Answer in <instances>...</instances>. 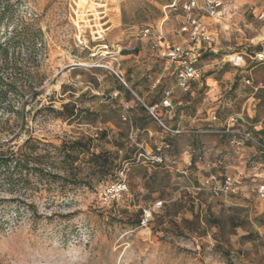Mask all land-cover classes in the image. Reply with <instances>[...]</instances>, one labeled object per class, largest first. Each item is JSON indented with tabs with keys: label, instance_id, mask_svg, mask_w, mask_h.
<instances>
[{
	"label": "rangeland",
	"instance_id": "374dc122",
	"mask_svg": "<svg viewBox=\"0 0 264 264\" xmlns=\"http://www.w3.org/2000/svg\"><path fill=\"white\" fill-rule=\"evenodd\" d=\"M172 1L0 0V264H264V202L245 188L237 196L215 198L205 184L211 174L219 179L250 174V163L263 156L256 145L209 136L199 139L198 151L181 138L174 153L162 149L158 124L137 128L144 117L137 103L161 102L167 90L173 110L185 100L173 69L164 71V61L153 58L140 40L141 31L151 27L168 46L179 43L176 16L165 9ZM230 1L240 10L212 27L216 56L198 63L203 74L213 72L219 92H201V83L193 84L195 109L180 120L189 128H218L239 114L244 122L235 132L254 134L264 129V90L253 92L243 79L252 86L264 83V64L246 60L236 72L228 58L237 63L232 55L246 52L247 40L262 29L246 11L262 0ZM112 71L139 96L131 92L128 101ZM159 102L155 113L172 122L173 110ZM65 104L77 106L79 117H55L53 111ZM212 114L217 122L208 123ZM123 131L136 147L135 162H120L124 152H119L113 178L92 189L50 178L63 176L56 151L61 143L92 138L93 152H115L108 142ZM101 132L107 139H96ZM27 140L43 156L37 175L31 166L2 163ZM160 152L162 168L155 170L150 158ZM193 156L197 160L189 165ZM254 173L264 179L261 167ZM119 181L125 190L116 195L112 187ZM138 211L145 225L135 226ZM193 216L194 224L181 223Z\"/></svg>",
	"mask_w": 264,
	"mask_h": 264
},
{
	"label": "trees",
	"instance_id": "16d2710c",
	"mask_svg": "<svg viewBox=\"0 0 264 264\" xmlns=\"http://www.w3.org/2000/svg\"><path fill=\"white\" fill-rule=\"evenodd\" d=\"M257 48L256 50H258ZM216 54H214L210 50H202L199 52V56L197 58V61L195 63V67H198V63L201 61L205 60H210L211 58H214ZM164 61V60H161ZM251 65V63H249ZM252 65H257V64H252ZM246 66L242 68H237L233 67L236 72H241L242 69H244ZM164 69V67H163ZM166 71V70H164ZM119 78L126 84L128 87L126 81L118 74ZM172 76L175 79V86H176V76H177V71H172ZM213 76V72H208L206 74H203L201 71V82L203 79L206 77ZM117 82V87L119 90H121L125 97L128 99V101L132 100L131 99V92L138 94L136 87H130L129 89H126V87L121 83V81L118 78H115ZM247 79H243V82L245 83ZM193 84V83H192ZM191 84V87H192ZM234 89V86H230V90ZM204 90H207L206 86L204 83L202 84L201 87V92ZM264 90V89H262ZM169 90L165 91L163 94L164 95L166 92ZM185 93V100L181 101L180 104L173 110V107L171 109L168 108H163L165 110H173V115L174 119L172 122H165L163 121L158 114L155 113V108L158 104V100L161 99L159 97L157 99L158 102H154L153 104L150 105H145L144 103H137L136 106L138 107V110L141 113V116H144L141 118L142 122L138 124V127L140 129L145 130L146 126L148 125L149 122L155 123L156 125L159 122L162 123V125L167 128L169 131L164 130L160 125L158 126L160 131L164 135V139L162 141V149H172L174 153H178V146H177V140L181 138H188L190 140V143H188L187 147L189 148H198V151H200V138H206L209 136L213 137H218L220 138L221 142H224L225 139L227 138H238L241 139L244 143L248 144H255L259 153L263 156H259V160L254 161L250 164H253L251 168H255L257 166L261 167L264 169V129L261 130H256L254 134L251 133L250 131L246 132L247 134L250 135V137L253 139V141L246 140L244 139L240 134H237L234 129V127H240V123L231 127L229 129V132H225L227 125L225 122V125L222 127H214L211 125H204L201 126V128L197 127H187L183 126L182 122L180 120V117L182 115H186L185 111H190L191 114H193L194 111V104L196 103L193 99H190V94ZM172 95V93H171ZM139 96V94H138ZM189 97V98H188ZM163 100V99H162ZM161 100V101H162ZM161 105V102H159ZM152 108L155 117L157 118L154 119L149 113L148 109ZM191 109V110H190ZM55 117L58 119H64V120H70V119H76L79 117L78 114V107L77 106H68L67 104L63 105L61 107V110H54L53 111ZM83 115L87 117L94 118L96 117L94 114L82 111ZM236 116L235 114H231L229 117H227L226 121L231 119V117ZM212 117H214V120H212ZM212 117L210 118V121L208 123H215L217 122L216 114H212ZM258 123L255 121L253 122V126H256ZM126 130H128L126 128ZM97 140H105L107 139V134L105 132H101L96 136ZM93 139L88 138V139H78L74 140L71 142H63L61 145L56 149V151L62 156V161L65 165L64 171H63V176H54L51 175V179H59L62 182H64L66 185H73V186H78V187H86L88 189H92L96 185H98L101 182L106 181L109 178H113L115 176V173L119 168V164H116V161L119 159V152H124V156L120 159V162H125V163H132L134 164L135 160L133 157V153L136 150L135 145H132L130 141L128 140L127 137V132H119L117 138H113V140L109 141L108 143L111 144L116 151L115 152H109V151H99V152H93ZM30 140L25 141L22 146L18 147L15 152H11L9 155V158L4 159L2 161L3 165H8V163H13L15 168L20 169L22 167L23 169H27L28 167H32V169H35V171L38 169L37 173H42L41 170H39L40 167V161L42 160L43 156L35 154L36 149L29 148ZM153 157H157L161 159V163H155V170L158 168H162V163H163V154L157 153ZM221 157V155L219 156ZM200 159V157H199ZM86 160V161H85ZM197 157H192L190 164L192 165L196 162ZM81 162L84 163L83 167L80 165L82 164ZM80 163V164H79ZM218 165L222 164V160L219 159L217 161ZM155 175V171L151 174V177ZM215 177L217 180L221 181L226 175L220 176V179L215 176V175H210ZM242 182H249V183H263L264 179L257 177L252 180V178H246L245 176L241 177ZM238 194H227L228 196H237ZM133 216L136 218L135 219V226H139L141 221H142V213L141 211L136 212L133 214ZM171 216V215H168ZM173 217L177 216V213L174 212ZM198 221L197 216H193V219L191 220H182L181 223L185 225H192L194 222ZM204 221H208L206 218H204ZM214 223V222H213ZM178 228L179 226L176 225ZM184 230L187 232L195 233L196 229L195 228H189V227H183Z\"/></svg>",
	"mask_w": 264,
	"mask_h": 264
},
{
	"label": "built area",
	"instance_id": "2783aa9c",
	"mask_svg": "<svg viewBox=\"0 0 264 264\" xmlns=\"http://www.w3.org/2000/svg\"><path fill=\"white\" fill-rule=\"evenodd\" d=\"M165 9L176 16L178 24L177 34L181 38L179 43L168 46L166 42H162L163 36L160 30L155 32L151 27H147L141 31L140 40H144L149 44L151 56L153 58L164 60V70L172 68L174 71H177L176 87L182 92L188 93L191 89L192 83H198L201 81V70L195 67L199 52L202 50H210L214 54L217 53V50L212 47L214 34L205 20H230L236 13H238L240 8L230 0H173ZM246 11L252 14L258 22L264 23V0L261 7L248 6ZM245 48L246 52L232 55L239 59L237 63L233 60H229V58L228 62L232 63V65L237 68L244 67L246 60L251 64H264L263 33H258L253 38L247 40ZM257 48L259 49L256 50ZM119 53L120 52H118V54ZM240 63L243 64V66H240ZM112 72L121 83L127 87L119 78L118 73L116 71ZM245 84L251 86L253 92H258L259 89H264V83L252 86L250 81L247 80ZM161 107L168 109L173 107L170 91L165 93L164 98L161 101ZM148 112L157 120L152 108L148 109ZM235 119H238L241 123L244 122L240 115L231 117L230 120H232L233 125L227 126L225 132H229V129L234 126L236 123ZM123 120H126V116H123ZM212 120H214V117H212ZM157 122L162 128H164V130L169 131L161 122L158 120ZM236 133L240 134L246 140L253 141L250 135L246 132L237 131ZM150 160L153 163H161V159L157 157H151ZM256 169L257 167L253 168L250 174L245 175V177H259L258 174L254 173ZM205 184L209 187L210 194L215 198L221 195L238 194L242 188H245L246 191L255 194L264 202V182L243 186L241 177L235 178L232 176H225L219 181L215 177L210 176L205 180ZM112 190L116 195H119L125 190L124 182L119 181L112 187ZM160 207L161 204L157 203L154 208L159 209ZM148 216H150V214L146 217ZM141 225H145L144 220L141 221Z\"/></svg>",
	"mask_w": 264,
	"mask_h": 264
},
{
	"label": "crops",
	"instance_id": "0c3cea01",
	"mask_svg": "<svg viewBox=\"0 0 264 264\" xmlns=\"http://www.w3.org/2000/svg\"><path fill=\"white\" fill-rule=\"evenodd\" d=\"M262 3H263V0H262V2L258 6H255V7H258V8L261 7L262 6ZM205 21H206V23L209 24L210 29H212L213 26H217V25H221L222 24V21H214V20H210V19H206ZM223 22H225V21H223ZM259 33H263L264 34V23H262V29L260 30ZM200 83H201L200 88L202 87V84L204 83V85L206 86L207 90L209 89L210 91H214V93H218L219 92V86L216 88V90L214 88L217 85V80H215V78L213 76L206 77L205 79H203L202 82L200 81ZM193 84H197V83H193ZM211 87H213V88H211ZM170 92L172 93V91H170ZM188 93L190 95H193L194 94V91H192L190 89V91ZM236 116H239V114H236ZM235 120L237 122L236 125L239 124L240 121H238V119H235ZM226 123H227L226 124L227 126H232L233 125V122L230 119Z\"/></svg>",
	"mask_w": 264,
	"mask_h": 264
}]
</instances>
